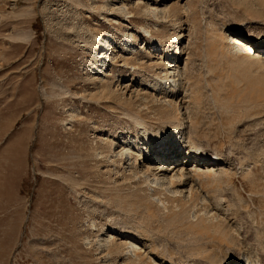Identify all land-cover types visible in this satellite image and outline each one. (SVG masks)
<instances>
[{"label":"rangeland","instance_id":"obj_1","mask_svg":"<svg viewBox=\"0 0 264 264\" xmlns=\"http://www.w3.org/2000/svg\"><path fill=\"white\" fill-rule=\"evenodd\" d=\"M146 1L0 0V264H264V62L238 65L218 49L236 31L264 34V0H160L151 20L135 10ZM109 40L149 76L168 61L176 86L194 75L190 117L181 114L228 169L198 185L233 244L114 157L122 136L139 135L133 118L166 129L175 114L119 63L107 71L121 69L127 90L100 98L94 75L105 73L97 57ZM133 42L158 57L121 54Z\"/></svg>","mask_w":264,"mask_h":264},{"label":"bare ground","instance_id":"obj_2","mask_svg":"<svg viewBox=\"0 0 264 264\" xmlns=\"http://www.w3.org/2000/svg\"><path fill=\"white\" fill-rule=\"evenodd\" d=\"M90 1L92 3L96 2V0ZM125 1L128 2L130 0ZM159 1L160 0H147L146 3L142 6H139L140 4L137 3L135 5V10L141 11L140 13H142L143 17L147 20H151L153 18L152 16H154V18L159 19L157 13V6ZM79 3L80 1H78L77 4ZM122 7H124V5H122ZM108 12H110V10ZM136 14L133 12L127 13L130 18H133ZM168 14L169 13L165 11V13L163 14V16L165 17L161 19H168ZM66 15L68 16V14ZM113 15H115V17L117 16V18H120L121 13L115 12ZM68 18L71 20V23L65 24V28L70 32H74V14L69 16ZM147 34L149 38H151V42L153 44H148V42H146L144 39L142 41H144L146 45H153L150 48H157L155 52L157 54H160L161 57L167 56L164 44H162L160 41L156 42L154 38L150 35V33ZM140 35L142 37L143 33H140L139 36ZM128 37H131V35H128ZM225 37V42H227L228 44L226 43V46H223L222 44V46L218 49L219 51L221 49V51L225 52L229 58L232 57L229 59V62L232 61V63L235 62L238 65L246 64L248 67H252V65L257 64V62H264V34H259L258 36L245 37L241 35L238 31H236L233 32L231 35H227ZM174 39L175 37L173 38V40ZM111 41L109 40L107 42H102V44H100L99 46L100 52L98 54L97 60L99 61L100 70L101 68L104 69L103 71H105V73L101 74V72H98V70H96L95 75L102 76L95 78L94 75V80L98 81V92L100 98H106L107 95L116 96L120 94L122 90L126 91L128 86L126 87L124 84L126 83V80H124L125 76L123 75L129 73V71H131V73L129 74L128 82L131 83L132 75L136 73H142L144 75L140 76L138 86L144 87L147 91H149L150 98H152L151 101H154L157 106L162 109V111L165 110L167 107H171L170 110L173 111V115L175 114V120L172 121L166 129L150 127L146 124L144 120L141 119V117L136 116L135 118H133L132 122L139 131V135L130 136L126 134L122 136L118 147L119 152L114 154V157H120L121 160L125 159V162L128 165V172L136 171L133 172V180L140 175H149V177L154 181L157 186L155 187V191L162 193L164 192V194L167 193V195H165L171 199L170 201L173 202L174 206H176V209L179 208L191 210L190 212L193 211V215L198 220L197 225L202 230H205L207 233L209 232V230H212L215 234H218L220 236V238H217L216 240L222 242V239H226V241L233 244V236L225 234L222 229L220 230L219 223L214 221L216 220L214 215L207 212V202L206 199L204 200V195L202 193L201 188L202 186L198 185L200 184V180H202L201 178L203 177L212 176L220 178L227 175L228 169L227 167H224L225 164L223 163V160L221 158L222 156H220L217 152H211L209 150L208 142L202 144L200 141L201 138L197 137L198 134L194 130L193 124L188 123L185 120L186 118L184 119L183 117V114L187 116V119L190 117L188 115V98H190V94L193 90L191 86V79L194 75L190 72L192 74V77L185 76L184 82H180L181 85L179 87L176 86V82L179 81L177 78L181 76V73L179 72V67L176 64L177 62L168 61L166 63H162L163 65L160 67V70H158L159 72L157 74L149 76L146 69L140 68L138 65L132 63L133 60H130L129 58H123V60L119 61L118 58H121V56L116 53V47L112 44ZM90 44H99L96 36L91 37ZM214 51H216L217 53L216 49ZM221 51L220 54L223 53ZM120 52L125 56L139 54L140 56L144 57V55L147 54L150 55L149 59H154L155 57H158V55L151 56V53L148 54L146 49H144L143 47L136 46V43L134 42L133 45L123 44L121 46ZM116 63H119L121 68L126 69L124 74L121 69H118L120 70V72H117L116 70L114 72L111 71L112 73H108L107 70H110V67L112 68V64H114L113 68L120 67L116 66ZM185 72H183V74ZM208 74L211 75L207 71L206 76ZM109 75H111V83L108 82V78L110 77ZM198 75H200V73ZM198 75V80L200 82L203 81L199 79ZM104 81L106 82L105 85H103ZM122 85H124L123 88L121 87ZM118 87H120L119 90ZM120 89L122 90L120 91ZM118 91L120 93H117ZM180 92L182 96L179 100L178 93ZM183 111L184 113L181 114V112ZM98 152V156L103 155V152ZM227 161H225V163ZM170 163L173 164L170 166ZM138 169L140 170L138 171ZM166 190H168V192ZM180 211L186 212L184 210ZM105 238L106 240H101V244L103 242L104 245L108 243L109 241L107 242V239L109 240V238H112V236L108 235L105 236ZM138 245V242L132 244L131 247L133 251L137 250L139 246L141 250L143 247L145 250V246H141L142 243L141 245ZM135 252H133L134 255ZM136 253L139 254V252ZM252 263L253 262H251L250 264ZM255 263L258 264V262Z\"/></svg>","mask_w":264,"mask_h":264}]
</instances>
